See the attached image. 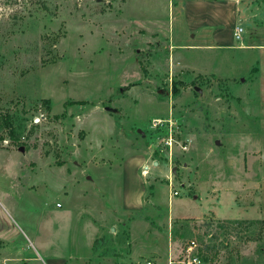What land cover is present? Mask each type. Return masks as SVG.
<instances>
[{
  "label": "rangeland",
  "instance_id": "374dc122",
  "mask_svg": "<svg viewBox=\"0 0 264 264\" xmlns=\"http://www.w3.org/2000/svg\"><path fill=\"white\" fill-rule=\"evenodd\" d=\"M237 4L233 25L220 19L191 37L175 0H0V264L63 257L92 215L81 196L118 211L132 188L178 250L172 264H203L200 250L206 264H264V230L226 222L264 219V0ZM236 27L241 41L231 39ZM39 110L47 120L33 128ZM6 116L26 150L4 145ZM157 118L190 141L170 162L155 152ZM131 160L133 174L121 168Z\"/></svg>",
  "mask_w": 264,
  "mask_h": 264
},
{
  "label": "crops",
  "instance_id": "0c3cea01",
  "mask_svg": "<svg viewBox=\"0 0 264 264\" xmlns=\"http://www.w3.org/2000/svg\"><path fill=\"white\" fill-rule=\"evenodd\" d=\"M175 2L179 15L185 18L189 29L194 31L195 35L191 34V37H195L196 34L203 36L205 31L200 28L217 25L220 19H227V21H231L233 25L239 8L237 0H175ZM234 30L235 29H232L230 32L231 39L232 36H234ZM171 46L175 47L174 45ZM186 46L193 47L191 44L179 45L180 48ZM194 46L197 47L198 45ZM242 47H244V44ZM5 157L6 156H4V159ZM245 159L246 166L253 163L250 157L246 156ZM137 164L138 162H132V160L126 161L122 162L121 168L133 174L136 168L140 167H137ZM6 166L8 173L13 176L18 174L16 163L8 162ZM263 168L264 163H262V165L260 163L258 165L260 180L258 179L256 184L258 187L262 186V188H264V177L261 176ZM135 178H137V176H135ZM135 189L136 188H132L128 190L123 196L119 195L118 211L113 208H111L110 211L108 208L112 206H108L107 204L99 208L92 206L88 201L91 202L95 195H82L81 198L88 206L87 209L92 213V215L88 214V224L85 225V228L82 227L79 229L78 238H68V241L73 244V247H71L72 245L70 244L71 250H69L66 255L63 257H48L46 259V264H135L137 261H142L144 259L151 260L153 264H172V261H174L178 254V250L175 249L172 251L170 242L165 236L166 231L161 230L160 227L156 225L150 224L154 222V215L149 216V214L154 210L149 209L148 203L143 202L141 189ZM99 202L100 199L97 196L95 203L98 204ZM131 211L146 212L147 217L130 220L127 225L118 227L117 229L112 228L111 224H117L118 218ZM96 212L102 214V217L100 216V218L98 217L97 219L96 214L94 215ZM202 218L203 217L195 219L185 218L176 215L175 218L170 219L176 221L189 219L200 220ZM213 218L219 220L233 219L218 218L215 216ZM249 218L250 217L244 215L241 216V218L235 219ZM109 232L113 235H111L112 241L109 243H105L101 240L98 241V239L103 238L105 234H110ZM164 248L166 249V255L164 259H161L164 254ZM28 264L38 263H36L35 258H31Z\"/></svg>",
  "mask_w": 264,
  "mask_h": 264
},
{
  "label": "built area",
  "instance_id": "2783aa9c",
  "mask_svg": "<svg viewBox=\"0 0 264 264\" xmlns=\"http://www.w3.org/2000/svg\"><path fill=\"white\" fill-rule=\"evenodd\" d=\"M242 28L241 27H236L234 30V37L236 40H240L241 41V37H242ZM47 120V116L45 113H43L42 111H37L36 113H34L32 115V117L30 118V124L31 127L35 128L36 124L40 121H46ZM151 127L153 128V130L157 131L160 128H163L162 132V136L159 139V143L157 145H155V152L158 153H162L164 154V157L168 159V161L170 162L172 159V156L176 155L175 151L179 150L181 152H186L189 146L190 141L188 139H182V135H181V127L179 124L176 123V121H172L170 119H153L151 121ZM4 145H8L9 143L11 144L12 142L10 141V139H4L3 140ZM148 166L144 167L141 170V175L144 177L148 174ZM167 180L170 179L167 178ZM173 195H178V192H173ZM60 204L57 203L56 207H59ZM194 242L191 241L188 250H190L193 246H194ZM190 264L191 262L196 263V258H190L188 257V261ZM135 264H153V262L151 260L148 259H144L142 261H137Z\"/></svg>",
  "mask_w": 264,
  "mask_h": 264
},
{
  "label": "trees",
  "instance_id": "16d2710c",
  "mask_svg": "<svg viewBox=\"0 0 264 264\" xmlns=\"http://www.w3.org/2000/svg\"><path fill=\"white\" fill-rule=\"evenodd\" d=\"M44 103L46 104L47 101H44ZM84 105L87 104L86 101H71L68 102L67 105ZM2 128L8 130V137L10 138L12 144L17 145V146H21L26 150V146L23 142L20 141V134L17 132V130L12 126V122L9 116H6L2 119ZM61 165V164H59ZM228 224H237V225H244L245 226V230L247 231L248 228L254 226V225H259V232H262L264 230V219H253V220H233V221H226ZM257 236H248L246 237V241H255L257 240ZM198 258L200 260V262H202L203 264H206L207 262L209 263L210 260L207 257V252L200 250L198 253Z\"/></svg>",
  "mask_w": 264,
  "mask_h": 264
},
{
  "label": "water",
  "instance_id": "95a60500",
  "mask_svg": "<svg viewBox=\"0 0 264 264\" xmlns=\"http://www.w3.org/2000/svg\"><path fill=\"white\" fill-rule=\"evenodd\" d=\"M19 151H23V147H19Z\"/></svg>",
  "mask_w": 264,
  "mask_h": 264
}]
</instances>
